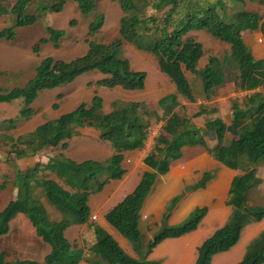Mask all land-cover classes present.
Returning a JSON list of instances; mask_svg holds the SVG:
<instances>
[{"label": "trees", "instance_id": "obj_1", "mask_svg": "<svg viewBox=\"0 0 264 264\" xmlns=\"http://www.w3.org/2000/svg\"><path fill=\"white\" fill-rule=\"evenodd\" d=\"M97 1L41 0L31 14L27 10L35 0H17L10 10L0 7V12H10L16 18L14 25L0 30V40L14 41L20 29L37 24L44 26L47 37L40 39L32 49L37 55L44 46L60 49V41L66 36L64 30L53 29L44 22L47 14L62 13L70 2L77 6L88 23L85 54L69 61L46 57L25 86L0 90V104L23 100L19 114L4 121L6 126L1 131L15 130L33 117L31 106L39 92L68 86L86 73L96 71L103 76L96 81L97 88H120L128 92L143 90L147 74L132 70L130 62L123 56L125 45L152 56L159 72L166 76L175 92L152 103L148 100L113 101L109 112H104L103 99L95 93L90 105L81 103L73 111L44 122L32 132L16 138L0 134L8 145V157L14 156L16 161L51 152L45 164L36 163L24 170L15 168V198L0 211V237L8 235L10 223L22 215L32 225L36 236L50 247V252L39 262L29 259L9 261L2 251L0 264H80L82 261L87 264H154L148 256L156 246L166 239H178L194 232L207 213L206 208L194 209L182 223L170 227L157 242L151 240L143 249L138 228L141 207L158 176L165 175L171 163L180 159L182 148L192 146L206 148L218 162L241 172L232 181L226 201L232 209L231 217L197 248L194 264H211L216 255L227 253L238 244L247 225L264 219V206L247 205L249 192L261 183L256 167L264 159V58H255L244 41L248 33H260L264 37V14L243 8L246 1H264L231 0L232 5H228L223 0H111L118 6L121 17L117 35L109 42L94 39L105 20L98 13ZM70 26H75V22L71 21ZM198 32L228 46V51L222 56H209L200 67L205 49L192 36ZM191 77L201 81L206 101L212 100L217 90L230 80L245 93L241 104L236 100L231 102L229 124L220 116L215 117L218 113L215 108L200 106L192 117L181 113L182 109L177 111L179 99L196 102ZM62 97L60 94L57 98ZM58 107L57 103L53 105V109ZM160 111L162 116L159 118ZM202 116L206 118L205 128L216 141L212 148L207 147L203 130L193 123V119ZM152 118L156 121L153 124ZM159 121L162 124L159 125ZM149 126L158 128L159 135L155 138L156 146L144 159L148 170L134 191L104 217L120 236L128 240L138 259L129 256L112 236L97 227L93 228L95 243L90 254L84 256L80 248L66 240L64 232L72 224L84 225L89 221L90 196L100 193L110 181L124 177L125 154L144 147ZM230 126L236 131L235 136L227 131ZM85 128L96 131L101 142L110 143L113 154L107 160L76 162L65 155L71 139ZM163 152L166 158L159 162ZM209 179L210 175H205L201 184ZM6 187L7 182L0 183V192ZM42 197L61 214V221L50 220ZM179 200L180 197L172 199L165 214ZM237 264H264V231L249 244Z\"/></svg>", "mask_w": 264, "mask_h": 264}, {"label": "rangeland", "instance_id": "obj_2", "mask_svg": "<svg viewBox=\"0 0 264 264\" xmlns=\"http://www.w3.org/2000/svg\"><path fill=\"white\" fill-rule=\"evenodd\" d=\"M223 1L228 5H232L231 0ZM16 2L17 0H0V7L10 10ZM40 2L41 0H35L30 8H28L27 13H33L35 5L37 6ZM97 4L98 13L103 15L105 20L103 28L94 39L97 38L100 42H109L117 35L118 21L121 17V12L118 6L111 0H98ZM243 8L250 12H256L259 15L264 14V2L246 1ZM15 20V15L12 13L0 12V30L14 25ZM71 21L75 22V26H70ZM44 22L53 29L65 31L66 36L60 41V49L56 50L53 49L51 45H48L44 46L38 55L32 52L33 47L39 42V40L47 37L44 26L41 24L20 29L18 31V36L14 41L9 42L0 40V90L10 91L25 86V84H27V82L34 76L37 66L46 57H52L55 60L69 61L85 54L87 50L85 39L88 23L87 21H84L75 4L68 2L64 11L60 14H47ZM192 36L198 42L202 43L205 49V55L200 63V67L206 63L209 56H222L229 49L228 46L220 43L204 32L192 33ZM259 37L261 38V42L258 41L257 36L256 45L259 44L260 48H264V37ZM255 51H258L256 52L257 56L260 55L264 57V51L261 52L256 49ZM123 56L128 59L133 71L145 72L147 74L145 88L143 90L128 92L120 88L113 90L97 88L95 83L103 76L96 71L86 73L78 77L68 86L39 92L36 100L31 106L34 111L33 117L22 122L15 130L6 133L5 131H1L3 130L2 128H5L6 126L4 121L14 119L19 114V111L23 107V100L1 103L0 134L5 136L11 135L16 138L20 135L32 132L44 122L58 119L63 114L73 111L81 103L90 105L95 93L103 99L104 112H109L111 110L110 105L113 101L140 102L148 100L152 103L174 92V87L166 76L159 72L157 63L152 56L140 52L130 45L124 46ZM191 81L193 84L192 86L196 89L195 92L201 91V81L197 77H191ZM230 81L231 82H228L225 87L234 90L235 83L232 80ZM225 87L219 91L221 93L226 92ZM60 94L63 97L58 99L57 97ZM244 95L245 93L240 91L236 96L230 99V101L236 100L241 104ZM210 101H207L209 103L204 106H209L208 109L215 108ZM55 103L59 104L58 109H53ZM228 114H230L228 110L223 109L222 117L218 113L215 117L220 116L223 119V115H227L226 119L229 121ZM211 118H213V116ZM150 121L152 124L156 122L154 118ZM149 128L151 127L149 126ZM88 130L89 129H85L82 132V135L73 137L69 142L71 148L64 151L66 156H70L69 159L80 162L81 160L92 159L91 156L96 155L98 151H100V156L104 153L105 148H108L110 152L112 151L110 143L98 142L95 139L96 135L88 132ZM100 143L103 144L105 148L102 147ZM8 149L6 141L3 138H0V183L7 182L6 189L0 192V211H2L7 204L15 198L16 190L13 187V172L15 168L18 167L24 170L33 166L35 163H47L48 156H51V152H48L47 154L41 153L31 160L16 161L14 156L8 157ZM53 153L55 152L53 151ZM108 158L101 161H105ZM259 167L262 169V174L264 176V159L259 162ZM260 174L261 171L258 169L257 178ZM251 200L258 203L263 200L264 203V199L258 195L256 196L252 194ZM10 228L11 233L8 236L0 237V252L4 251L6 253V259L9 261L16 259H29L42 262L47 255V245L45 246V244L42 245L38 242L35 230H33L34 228L29 221L26 218H22L21 215L20 217H16V219L10 223ZM257 232L258 231H245L244 233L247 234L249 238H253L257 236ZM244 255L239 261L238 258H234L227 264H237L243 259Z\"/></svg>", "mask_w": 264, "mask_h": 264}, {"label": "crops", "instance_id": "obj_3", "mask_svg": "<svg viewBox=\"0 0 264 264\" xmlns=\"http://www.w3.org/2000/svg\"><path fill=\"white\" fill-rule=\"evenodd\" d=\"M257 36L258 41L261 42V38L259 36L262 35L260 33H248L244 36V41L254 57L261 59L264 57L260 55L257 56L256 52L258 51H255V49L262 52L264 51V48H260L259 44L256 45ZM225 88L226 92L221 93L219 91L223 88L217 90L216 95L212 98L210 103L215 106V109H218V114L221 117L222 110H228L230 113L228 114L229 121L226 119L227 115H223L224 122L228 124L231 120L232 101H230V99L236 96L240 90L236 88V84L234 90L228 89V87ZM195 90H193V96L196 99L195 103H187L184 99H179V106L182 108L179 106L176 108L177 111L182 109L181 112L187 117H192L196 112H198L201 105L204 106L209 103L203 97L202 90L198 92H195ZM206 107L208 109L209 106ZM161 116L162 112L160 111L158 112V117L160 118ZM193 123L196 128L203 130L202 132L207 147L212 148L216 144V141L210 131L205 128L206 118L204 116L195 118L193 119ZM158 124H162V121H159ZM85 129L79 130V135H82V132ZM88 132L96 135L95 139L98 142H101L96 131L89 129ZM101 145L105 148L103 144ZM155 146L156 139H148L142 149L127 152L123 162V168L126 171L124 177L121 180L110 181L104 186L100 193L91 195L88 200L89 221L84 225L72 224L64 232L66 240L71 245H75L77 248H80L83 251L84 256H88L90 254V248L95 243L93 228L97 227L112 236V238L129 256L138 259V256L133 251L128 240L120 236L117 231L107 223L104 217L127 195L134 191L143 173L148 170L144 163V159ZM70 148L69 143V149ZM99 152L100 151H98L96 155L91 156L93 161H101L113 154V150L110 152L108 148H105L104 153L100 156ZM67 157L70 158V156ZM31 159L33 158L25 160L27 161ZM83 161L81 160L80 162ZM258 169L261 171V174L258 176L261 183L254 187L248 194L247 205L250 207L264 206L263 200L259 203L251 200L252 194L256 196L258 195L264 199V176L259 164L256 167V174H258ZM240 174L241 172L239 170H232L218 162L208 153L206 148L201 146L182 148L180 159L171 163L169 171L165 175L158 176L152 192L141 207L138 219V228L141 233L143 249H145L148 242L151 241L152 238L160 231L164 220H166L169 227H173L182 223L196 208H206L207 213L194 232L178 239L164 240L156 246L153 252L148 256V260L154 264H194L197 258V248L215 231L222 228L231 217L232 209L226 205V201L228 199V193L232 181ZM205 175H210V179L203 185L201 183ZM176 197H180L179 202L169 213L165 214L170 201ZM41 200L45 204L50 220L61 221V214L55 208L51 207L44 197H42ZM20 216L21 215H18L17 217ZM93 217L96 218L95 221L92 220ZM22 218L24 217L22 216ZM263 230L264 219L261 222L247 225L242 231L238 244L231 251L216 255L212 259L211 264H227L234 258H238L239 261V259L246 252L249 244ZM245 231L258 232L257 236L249 238V236L244 233ZM10 233L11 228L8 235ZM36 239L44 245L41 239L38 237H36ZM46 250L48 254L50 252L48 245ZM80 264L87 263L82 261Z\"/></svg>", "mask_w": 264, "mask_h": 264}, {"label": "water", "instance_id": "obj_4", "mask_svg": "<svg viewBox=\"0 0 264 264\" xmlns=\"http://www.w3.org/2000/svg\"><path fill=\"white\" fill-rule=\"evenodd\" d=\"M227 131L229 132V133H231L232 135H236V131L233 129V127L232 126H230V127H228L227 128ZM165 158H166V153L165 152H163L162 154H161V156L159 157V162H162V161H164L165 160ZM158 171V167L155 169V172H157ZM170 227L167 225V223H166V220H164V222H163V226H162V228L160 229V231L152 238V242H157L164 234H165V232L169 229Z\"/></svg>", "mask_w": 264, "mask_h": 264}, {"label": "built area", "instance_id": "obj_5", "mask_svg": "<svg viewBox=\"0 0 264 264\" xmlns=\"http://www.w3.org/2000/svg\"><path fill=\"white\" fill-rule=\"evenodd\" d=\"M159 135L158 128H150L148 133V139H155ZM93 221L96 220L95 217L92 218Z\"/></svg>", "mask_w": 264, "mask_h": 264}]
</instances>
